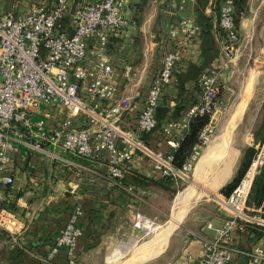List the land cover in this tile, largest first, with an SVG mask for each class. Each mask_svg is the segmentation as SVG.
<instances>
[{
	"label": "built area",
	"instance_id": "2783aa9c",
	"mask_svg": "<svg viewBox=\"0 0 264 264\" xmlns=\"http://www.w3.org/2000/svg\"><path fill=\"white\" fill-rule=\"evenodd\" d=\"M188 4V0H182L180 10ZM67 6L68 0H53L34 2L19 13L3 12L0 8V183H15L14 175L6 173L13 154L21 148L61 158L50 151L51 146L97 159L107 167V175L117 181L139 154L161 176L171 175L175 180L187 177L199 149L211 140L213 128L208 124L202 129L201 143L182 167L174 164L173 150L194 114L210 112L213 118L221 108L220 70L234 58L240 40L232 1L227 0L222 9L221 25L227 31V39L222 42L221 54L217 63L199 76L200 102L183 119L171 120L161 127L156 115L161 98L175 87L176 69L188 57L191 47L200 43L195 17L182 16L178 24L161 34V61L155 65L158 69L143 108L134 114L133 98L124 92L122 82L140 83L142 73L149 67L127 63L118 71L109 45L111 34L138 28L124 14L125 0L81 2L70 21L71 32L57 30ZM155 131L162 134L172 150L149 144L146 134ZM263 168L264 139L256 146L255 157L232 193L217 198L218 206L229 216L220 227L207 224L214 234L203 240L200 262L189 264H230L236 252L231 245L235 233L245 231V223L264 226V217L249 208L253 184ZM258 211L264 213V204ZM0 212L5 210L0 208ZM81 214L78 206L55 238L51 255L64 247L69 253L76 248L84 233L78 225ZM133 225L142 230L143 236H151L160 228L153 217L141 211H135ZM249 255L253 264H263V247H255Z\"/></svg>",
	"mask_w": 264,
	"mask_h": 264
},
{
	"label": "crops",
	"instance_id": "0c3cea01",
	"mask_svg": "<svg viewBox=\"0 0 264 264\" xmlns=\"http://www.w3.org/2000/svg\"><path fill=\"white\" fill-rule=\"evenodd\" d=\"M192 14L194 16L193 10ZM145 28L144 23L137 28L143 37L147 35ZM148 33L153 36L152 32ZM152 43L155 45L156 42ZM153 47L148 45L152 50ZM146 55L145 52L141 66L149 67V56ZM187 56L180 69L187 67L190 62L199 60L200 43L192 46ZM239 57L238 52L232 62L233 68L236 67ZM156 70L151 68L149 72L147 70L142 73L144 82L147 83L145 93L138 92L141 82H122L124 92L133 98L134 114L143 108L146 93ZM257 73L259 71L254 70L253 77ZM220 98L222 99L221 96ZM61 115L63 116L64 113ZM213 121L212 118L210 122L212 128ZM146 138L153 147L172 150L159 131L146 134ZM49 149L61 158L55 159L52 155L21 148L19 153L13 154L9 172L6 173L14 175L15 183L9 185V189L5 184L0 183V201L15 205L14 208H3L5 212H0V264H108L106 255L108 247H111L115 240H119L118 234L121 233V228L123 231L127 225L130 226L127 232L130 233V229H133L135 211L149 215L146 211L149 204L146 198L156 197L154 191L136 186L130 172H137L154 179H160L161 174L153 169L151 162L145 156L139 154L128 163L127 173L121 183L110 178L107 175V167L100 165L97 159L79 157L52 146ZM123 183L126 185H122ZM78 206L82 210L78 225L84 233L78 239L76 248L69 253L64 247L58 254L51 255L55 238ZM249 208L254 214L259 216L264 214L258 211L259 207L249 204ZM228 216L227 211L218 206H214L210 211L200 210L195 220L185 226V230L178 233L165 246L172 231L184 218L181 217V221L177 224L180 219H176L172 214L169 222L173 221L177 226L170 229L164 247L153 251L147 258L149 260L142 264H189L190 261L199 263L203 255V240L214 234V231L207 227V223L211 222L215 227H220ZM196 220L201 223L197 225ZM164 229L165 227L161 231ZM133 241L135 242V239ZM144 244L141 249L146 248ZM231 245L236 252L230 264H253L249 252L255 247L264 248V232L247 229L235 233ZM126 246L128 244L124 243L118 248L122 249ZM138 258L139 256L132 260Z\"/></svg>",
	"mask_w": 264,
	"mask_h": 264
},
{
	"label": "rangeland",
	"instance_id": "374dc122",
	"mask_svg": "<svg viewBox=\"0 0 264 264\" xmlns=\"http://www.w3.org/2000/svg\"><path fill=\"white\" fill-rule=\"evenodd\" d=\"M3 1L1 2L3 8L7 9L6 6H8L12 10H14V12L16 11L17 13H19L25 11L28 6L34 2H47L53 0H15L12 2H7V5L5 0ZM188 1L189 4L187 5V8L183 11H180L181 16H193L191 10L193 7V3L191 1L193 0ZM157 7V0H153L151 7L148 8L146 18L147 20H145L144 22V26L146 27L145 35H147L146 37H144L143 59H145L144 57L146 52V54L149 56L148 72L151 68L153 70L158 69L155 67V65L159 64V60L163 55L161 50L164 49L162 47V45L164 44L161 43V40L158 41V38L156 37V34L152 29V22L154 16L156 15ZM148 20H150L151 22H149ZM137 30V28H131L123 31L127 32V34L132 35L139 34V31ZM149 31L152 32L153 36H150V33H148ZM239 33L240 40L237 43L238 51L236 52L235 56L239 52L240 57L236 62V67L233 68L232 63L233 59L235 58L234 56V58L227 63V67L228 65L229 67L220 70V81L223 88L221 97L223 101L221 98H219L221 108L213 116L214 133L211 137V140L199 149L198 158L195 162L192 172L188 173L187 177L184 176V179L180 177L176 179L177 183H179V181L181 180L185 182V185L183 188L177 191L172 200L166 201L165 199H163L161 201V204H154L152 205L153 207L149 206L150 212L146 210L149 212V215L160 224V228L155 232V234L151 236H143L142 230L136 229L134 225L133 229H130V233H127L130 226L127 225V227L123 229V231L121 228V233L118 234L119 240H115L112 243L111 247H108V251L106 253V255L108 256V264H142L143 262L145 263L149 260H139V258L138 260L132 259L143 255L145 251L140 250L143 244L147 241H153L157 237L158 233L164 227H166L169 220L171 219V215L173 214L172 209L175 205L178 195H180L189 186H191L195 180L194 171L201 156L208 148L209 144H213L217 134H219L220 130L232 115L235 105L242 101L244 96L248 97H246V105L242 108V116L239 118V121H237L232 138L221 153L220 160L217 162L216 167L210 174L209 180L206 183L201 182L199 184H196L192 190V194L194 195L201 192V198L195 200L183 220L181 221L180 219L177 222L178 224L181 221L179 226L174 231H172V234L170 235L165 246H167L170 240L172 238H175L178 233L184 231L185 226L189 225L190 222L195 220L194 218H196V214L198 211H210L212 210V208H214V206H218L217 198L221 197V194H224V186L231 180H233L237 175L246 149L251 146H255L256 149V146L260 145L262 140L264 139V0L249 1L247 13L242 18L240 23ZM152 42H156L155 45ZM148 45L150 47L154 46L153 50L148 48ZM121 62L126 63L124 60H121ZM216 63L217 62H215L214 64ZM124 65L125 64H122L120 67H118V71H120ZM254 70L255 72L259 71V73H257L255 77H253L252 75V72ZM144 80L145 79L141 81L138 87L139 93H145L146 91L147 83L144 82ZM0 208L3 209L2 207ZM199 223H201V221L196 220V224L198 225ZM161 233L162 231L160 232V234ZM178 238L179 237L177 236V239ZM134 239L135 242H132V240ZM124 243H126V245L128 244V246L123 247L122 249L118 248ZM117 248L118 250H115Z\"/></svg>",
	"mask_w": 264,
	"mask_h": 264
},
{
	"label": "trees",
	"instance_id": "16d2710c",
	"mask_svg": "<svg viewBox=\"0 0 264 264\" xmlns=\"http://www.w3.org/2000/svg\"><path fill=\"white\" fill-rule=\"evenodd\" d=\"M3 0H0V8L3 12L13 11L6 6L2 7ZM15 0H5L12 2ZM84 0H68L67 9L60 19L57 30L72 31L70 21L73 13ZM153 0H125L124 14L138 27H140L147 18L148 8L151 7ZM182 0H157L158 7L156 15L153 18L152 29L158 38L165 33L170 26L176 25L182 19L180 5ZM234 7V19L237 31H239L242 18L246 15L250 0H231ZM4 2V1H3ZM42 2V1H37ZM51 2V1H47ZM192 10L197 24L200 27V56L197 62L188 63L187 67H178L175 71L177 76V83L172 90L166 92L161 98L157 109L158 127L171 120H181L184 118L186 112L200 102L202 97V87L199 82L200 74L211 68L212 65L219 58L222 51V42L227 39V31L221 25L222 9L227 0H193ZM15 13H17L15 11ZM240 35V33H239ZM110 55L114 65L118 68L122 64L142 65L143 62V47L144 37L142 34H127L121 31L117 35L111 34L109 37ZM124 60L126 63L121 62ZM219 93V98L221 96ZM212 114L210 112H198L194 114L188 121V126L182 130L178 136V146L173 150V162L176 166L182 167L183 164L190 158L194 152V147L201 143L200 133L202 129L210 124ZM256 155L255 146L248 147L244 153L241 166L237 175L233 180L227 183L223 192L227 196L232 193L237 184L240 182L245 171L247 170L252 159ZM127 173V172H126ZM129 174V173H128ZM130 176L135 185L144 189H150L156 193V197L148 199L149 206L154 204H161V201L172 200L177 191L184 187L185 182H176L171 175L162 176L160 179L149 178L137 172H130ZM125 177V176H124ZM124 177L119 182L124 181ZM10 185V184H9ZM9 185L6 188L9 189ZM122 185H126L123 183ZM127 187V186H126ZM136 191V189H135ZM160 202V203H159ZM264 202V168L257 176L252 187L249 197V204L258 208ZM15 205L7 204L6 201H0L2 208H14ZM152 207V206H151ZM245 228L256 229L264 232V227L253 223H245ZM62 249V248H61ZM60 249V250H61ZM59 253V252H58Z\"/></svg>",
	"mask_w": 264,
	"mask_h": 264
},
{
	"label": "bare ground",
	"instance_id": "6f19581e",
	"mask_svg": "<svg viewBox=\"0 0 264 264\" xmlns=\"http://www.w3.org/2000/svg\"><path fill=\"white\" fill-rule=\"evenodd\" d=\"M248 96H244L242 101H240L230 118L227 120L223 128L221 129L219 135L214 140L213 144H209L208 148L205 150L203 155L201 156L198 164L195 167L194 171V182L191 186H189L185 191H183L180 195L177 197L176 205L173 207V215H175L176 219L183 218L188 211L190 210V207L192 203L201 198L202 194L201 192L197 193L196 195L192 194V190L195 187L196 184L199 182H207L209 180L210 174L213 172L214 168L216 167L217 162L220 160L221 153L229 143L230 139L232 138L233 131L235 129L237 121H239V118L242 116L243 113V107L247 103ZM175 222H168L165 229L162 231V233L159 235V237L149 243L147 242L144 244L146 248H140V250L145 251L143 255L139 256V260H145L148 257H150L157 248H162L166 244V238L168 236V233L170 229L174 226ZM154 256V255H153Z\"/></svg>",
	"mask_w": 264,
	"mask_h": 264
}]
</instances>
